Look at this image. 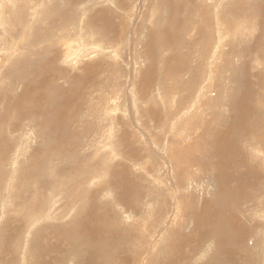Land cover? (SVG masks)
<instances>
[{
    "label": "rangeland",
    "instance_id": "374dc122",
    "mask_svg": "<svg viewBox=\"0 0 264 264\" xmlns=\"http://www.w3.org/2000/svg\"><path fill=\"white\" fill-rule=\"evenodd\" d=\"M27 1L31 2V0H0V116L3 117L6 110L9 109L10 105L14 104L16 100H18L16 98L13 100V102H11L14 96L20 95L26 88L20 81L28 82L30 85L27 87H30L34 90L41 86L39 82L40 69H42L43 65L45 64L49 65V74H53L56 70H60L63 73H69L79 76L81 75V82L83 84H81L80 89L76 90L75 94L77 96H74L65 107V112L66 114L71 115V120L68 122L69 131L67 134H65L64 140H60L56 136H53L45 138V140L41 142V139L39 138V131H37L36 126H30L27 128L28 131L23 130V132H21V128H23L24 125L20 124L17 129L18 131L16 130L12 138L15 141L20 142L21 147L18 146L19 149L17 148L13 150L14 152L12 153L7 152L1 159L2 167L9 170L12 181L5 186V191L7 192V194L3 196L4 199L1 203L2 206L0 205V264H24V260L25 264H55L52 256L56 252H58L57 255L61 257L63 256L65 250L64 243H60L57 239H55V237L60 236L59 234L40 233V229L43 225H47V227H50V225H53V223L57 220L61 221H57V223L63 224L62 228L64 230L70 228V226L74 224L72 222L77 218H72L74 217V215L72 216L71 214L75 212L76 206L69 210V212L66 214V217H59L60 215H63V209H60L63 202L61 196H63L66 191V189L62 188H73L79 190L78 186H81L84 180L88 184L92 183L94 185H97L98 187L96 189L91 188L88 190V194H93L97 197V199L93 196V199H91L90 201L91 203H87L86 207L97 209L99 214V227L106 233L104 235V238L106 240L107 238H110L114 242L113 245L115 247H112L110 251L111 253L116 254H114L113 256L116 258V261L107 264H168L167 261L170 260V256L174 257V262L172 264L204 263L206 259L208 260L211 256L208 254L205 257V260L201 261L200 263L199 261L197 262L196 258L198 257V255L196 257V252L199 249L196 246L197 244L193 246L192 249H186V251L184 250V245L182 244L181 247L183 248V250L174 251L173 255H171V239L178 233L184 232V234L186 235L193 234V237H195L197 234L196 231H202L201 228H203V226L201 225L197 227L198 224L195 222V220L192 221L190 217L192 218L197 214V208L201 206L203 202L209 201L210 199L215 201L216 195L219 193L220 184L216 178V170L213 169V163L216 156L212 155V147L215 145L216 141H213L214 144L211 143L213 139L212 136L214 135L213 133L216 134L218 130L211 127L213 126V123L218 122V124L220 123L222 126L224 125V127H226V123H230L235 117H238V115H242L243 113H245L243 124L246 123V126L251 125V123H257L256 125L258 126L259 124L264 122V12L257 14L258 8L264 7V0L219 1V9H221L222 7V11L220 10L221 19H225L227 25L229 24V22L231 24H237L239 23L237 20L238 18L239 20H241L247 18L248 16L250 18H253L255 24L251 32L246 29L243 30V32H240L239 35L235 36V39L232 37H229V39L226 38L227 43L224 42V45L222 47H220L219 45L217 46L216 44L215 46L208 48L209 51L208 53L206 52L205 55H201L200 52L203 51V49L205 51V49L210 46L211 38L214 35L210 33L213 31V29H215L214 32L216 31V28H214L216 26L215 14L216 9L218 8L215 7L210 0H208L209 2L205 4L204 2L200 3V0H174L173 2H176V4L178 3L177 6L179 8L175 6L170 7V4L167 0H115V3L114 0H112L113 4H111L109 0H41L40 2H45L52 5L50 7L51 10H53L55 7L59 9L67 7V10L72 12V15H75L76 13L85 9V13L80 17V19H78L79 23L80 20H82L81 24L77 26V29L79 31L78 35H81L80 30L82 27L83 30H85V28L94 25L98 29V34H105V39L108 40L112 47L115 49L117 47V59L120 58V61L119 59L117 60L116 58H114L115 54H113V49H108V51L111 52V54H109L107 51H102V47L100 46L99 50L101 51H98V53L97 49H94L91 46L83 47L79 52V57H81L79 59L80 62L76 65V67L72 65L70 66L68 64L69 62L66 60L63 61L64 47L58 40V38L55 39V34L52 39H45L47 29H49L48 33L55 32L59 34L61 32L60 30L57 31V24L54 25L52 23L53 17H47V20H45L44 22L41 19L38 20L39 17H37L36 21H34L33 16L35 14L23 12L21 20L18 23L14 24L15 22H13L12 19L13 14L15 12H22V10L27 9L25 6V4L28 5ZM107 1L109 2L107 3ZM222 1L223 3H221ZM103 4L107 5L110 8L108 9V13L110 12L112 23L109 22L108 24V32L102 31V22L100 20L86 22V17L90 13H94L96 8L98 10H100V8L105 9L106 6ZM205 5H208V9L210 8L208 11L204 10L206 12L204 15L208 18V21H204L202 19V12L197 13V8L201 7L202 9ZM41 8L42 7H40V9ZM193 9H196L195 13L193 12ZM174 11L177 13L173 15ZM169 13L172 15H170ZM196 13L197 15H200V17H196L197 15H194ZM254 13L256 14L255 16L253 15ZM196 20L197 22H201L202 24L198 26L196 24L197 22H195ZM33 22L35 23L34 27H40L44 32L42 34L33 32V34L29 35L26 38L27 30L32 26V24H34ZM191 22L195 23L196 27L193 31H191L190 36L188 37V30L190 29ZM241 23L242 25L240 29L242 30V26H244V23L243 21ZM164 27H169L166 31L167 37L166 35H164V37L157 39L159 32ZM170 28L175 31V33L172 35ZM199 29L200 32L196 33ZM75 31L76 29L73 28L69 32L74 33ZM207 33L209 34L207 35ZM230 34L233 33L230 31ZM152 38L155 39L154 50H150L149 47V41ZM201 40L205 43V45L201 42ZM35 41L37 43L36 45H34L32 48H27ZM115 42L117 43V45ZM207 42L208 44L206 47ZM27 43H30V45ZM162 43L163 45H161ZM170 44H172V46H174L175 48H172ZM74 45L78 46L77 43H74ZM14 46L15 49L17 48L18 52L13 54L12 48H14ZM118 48L120 49V51L118 50ZM91 50H95L96 52L87 55L85 51ZM150 51L153 53L149 54ZM220 51H222L221 54L216 56ZM153 54H155V56H158L157 61L153 60V58H155ZM255 54L256 56L258 55L257 58ZM20 55H25L27 59L29 58V62H27V59H20ZM210 58L212 61L209 60ZM256 59L258 60L256 61ZM84 62L87 63L83 64ZM211 62H213V65ZM200 63H202V66ZM90 64H99L101 66L98 65V68L92 71V69L88 67V65ZM152 66H154V68H152ZM168 68H170L169 73ZM175 68L177 71L175 70ZM198 68L201 69V71ZM204 68L206 71L207 69L209 71L212 70V68H215V72L212 77L213 81L209 82L212 84L210 87V94L206 92L203 98L196 100L194 99L192 101V106L196 102L200 103V110L195 109L196 111H199V116H194L193 118L189 119H195L194 122H196L194 123V125L197 124L198 128L195 132H192V130H189V132H187L191 134H187L186 132L185 134L183 132L185 137L186 135H188L189 138L186 137V141L183 139L179 140L183 142L181 143L183 144V146L184 144L187 145H185V148H191V151L189 150L191 153L194 151L193 155L197 156L199 153H201L200 151H207L209 150V148L211 149V151H208L210 155L208 154V156H203V159L200 160L201 162H199L198 165L192 168V178L190 183L187 184L189 185L191 194L187 198L183 199L184 206L180 204L179 206L177 205L175 207L177 203L175 199H180V193L176 192V197H174V199L171 198L169 194L166 195L165 192H162L163 190H160L161 192L159 193V195L154 194L148 187L149 185H152L150 184V177H148L142 170L139 169L137 163L134 164L135 162L128 158H120V156H118V159L113 158V162H111V164L109 165V171L107 172V175L109 177L106 175L107 178H105V176H102L93 181L89 180L92 175L91 168L96 166V162H98V168L100 162L102 161V159H105L107 153L105 149H102L103 145L100 144V141L103 140L104 135L106 134V128H108L106 126L107 121L102 119V114L105 110L109 112L116 106L118 108H121L123 112L121 110L111 111V117L117 116V118L114 120L116 125L114 131L117 130V137L113 139V141L116 140V144L120 143L121 149L124 151L126 149L133 148V150L139 152L138 156L142 158V162L150 163V161H152L153 159V163L156 165V171L163 178V182H167V171L165 169V165L162 163V160L157 154V151H159L158 147L152 145L151 139L156 144H162L164 142L167 146H171V144L173 143V138L171 136L175 137V131L179 129L176 124L182 125L183 121L186 118L185 114L181 117H178L177 113L179 109L187 105L188 97H192L194 91L198 86L206 85L200 78ZM133 69L135 70V73ZM149 70L153 73V75L151 72L149 73L150 76L149 74L146 75L147 72L144 71ZM198 70L199 74H197ZM31 72H33L32 78L30 77ZM174 74H180V77L182 76V78L178 76V78H176V75ZM142 75H144L145 77H149H147L146 80ZM193 75L197 80L193 79ZM164 76L166 77V80L168 78L167 82ZM191 78L193 81H191ZM144 80H146L147 82L145 83L144 90L141 91V86L144 83ZM184 80L186 81L184 82ZM12 82L14 83V87L8 90ZM131 83H133L134 94L138 98L137 111L140 112H137V115L134 114V108L131 107L129 101V86ZM180 83H183V86ZM56 85L58 88L64 87L68 89L72 85V83H66L63 79H60L56 81ZM160 87L161 89H158ZM184 87H186L187 89ZM167 90L170 91L168 92ZM115 93L118 96L117 99H114ZM165 93L167 94L165 95ZM178 94H180L181 96ZM172 98L179 101V103L177 104L180 106H177V104L174 105V107L176 108H173V113L168 116L170 112L168 110L170 108L168 107L170 106L169 100ZM148 102L150 103L148 104ZM166 105L167 107L164 108V106ZM39 106V103H36L34 105L35 108H38ZM152 107H154V110ZM241 107L242 109H240ZM124 108L126 111H124ZM248 110L251 111L250 114L248 113ZM191 111H193V109ZM254 112L258 115V117H256ZM126 113H128L129 116H126ZM148 115H150V117ZM174 116L177 118H175ZM152 118H156V120ZM173 120L175 122V131H173L172 134L169 125L173 123ZM127 121L129 125L125 126L124 123ZM209 123L210 125H208ZM121 124H123L124 126ZM167 124L168 126H166ZM158 128L160 129V131ZM90 129L93 130V133L91 135H89L88 133ZM97 130H100L101 132ZM128 130L129 135L127 133L125 135V138L121 140L119 138L120 134L123 131L128 132ZM79 133H83L86 137H94L96 139H79L78 141H76L74 138ZM2 139L3 135L0 131V147L9 146L10 139ZM157 139L159 142L157 141ZM205 139H207V141ZM39 140L41 143L39 142ZM193 143L195 144L193 145ZM58 144H60L62 150L68 151H65L68 156L66 157L62 154V161L60 163L58 160L57 167H54V169H50L49 167H40V165L37 167L38 169L35 168V166L33 167L35 172H37L36 179L44 184L50 179H56V171L65 170L61 175L58 173L59 184L55 183L57 185L54 184L49 189H46L44 191V199L47 206H50L51 204L52 194H54L56 190L60 191L55 197L57 200L56 205L55 207L52 206L51 210L46 211L47 214L41 221L37 222L36 224L34 223L33 225H30L26 207L27 204L31 201V196L34 193H38L37 189H39L40 186H38L37 183H32L33 185H28V191L23 193L21 197L19 194H17L14 198H9L10 190L12 189L11 185H13L12 182L15 179V174L18 169L17 165L19 164V166L21 167L26 166L31 156V148H34L37 145H40L44 148L42 154L43 157L49 158L50 156L51 158L50 152L55 150ZM209 144L213 145L211 146ZM190 145L192 146L190 147ZM195 145H197V147ZM202 145L203 147H201ZM243 146L244 145L240 144L239 148V152L242 157L247 155V151ZM204 147L206 149H204ZM95 149H98L97 152H95ZM169 149L170 148H168L167 150ZM94 153L97 154V160L94 159L96 162H94V160H90L91 157H93L92 155H94ZM146 159L148 161H146ZM55 163L56 161H53V165H55ZM46 165L47 164L43 166ZM90 165L92 167H90ZM47 166L50 165L48 164ZM21 167L19 169H21ZM116 167L118 170H121L122 168V172L124 170L123 176H125L126 180H123V182L128 181L126 183L128 188L129 186H131L130 189L135 193V199L131 203L123 204L117 202L123 207V209L121 210V207L116 206L115 203V201H119L116 190H110V193L108 195H105L108 196L106 198H104L105 196L99 195L103 180L106 181L105 179H107L110 181L112 179L111 181H114V179L110 176H114L116 174ZM173 167L174 165L170 164L169 171H171V168ZM262 168H264V166H262ZM82 169H86V173H84L85 177L80 174ZM51 170H53L52 174ZM227 170V174H229V176L231 175L233 178V175H235L237 173L236 171H238L239 169L235 168L234 170L232 166H228L226 172ZM259 172L262 174L263 171ZM54 173L55 175H53ZM140 173L142 175V180ZM261 174L258 175L257 179H255L256 176L251 175L247 172V175L249 177V186L247 185L245 187V189L243 190L245 192H243V194L246 196H250L249 199H251L252 196L255 195L256 199H252L248 202V204L242 205L241 208L245 212L241 215L238 214V217L241 220L246 216L247 220H245V218L243 220L247 221L248 225L253 224L249 215L252 216V212L255 209L254 205L257 204L258 200H264V178L262 179L263 181L261 180L264 172L263 175ZM247 175H245V178L247 177ZM120 178H122V176L118 175V179ZM145 179H149V181L146 183ZM171 182H173V180L169 181V183ZM233 183L234 181L229 182L230 185H232ZM160 186L167 189L168 185L166 183V187L163 184H160ZM20 187H22V185L19 184V189H21ZM51 189H53V192L49 193V190ZM95 190L96 192H94ZM175 191H178V189ZM143 193L145 195L142 197L141 195ZM148 193L149 197H147ZM68 194L69 192H67L66 194V199H69ZM26 195L28 198H26ZM8 200H11L10 202L12 204L8 205ZM16 201L17 207H15L16 205L13 206ZM65 202H63V205L66 208V205H69V203L67 201ZM59 204L60 207H58V209L60 210L55 213V210L53 211V209L57 208ZM70 206H73L72 203L70 204ZM6 208L10 209L8 213H6ZM172 211H174L173 213H175V217L174 215H172ZM26 212L27 214H25ZM160 212H163V216L161 219L158 218ZM124 214L129 218L124 217ZM234 214L237 216L236 213ZM76 215L78 217V214ZM253 216L254 220H258L257 225L255 226V228H248L250 230L247 229V232L245 231V238L242 245L248 248L250 260H253V263L251 264H258L259 259L261 260L260 263L264 264V218L259 215V217H257L254 214ZM24 222L26 225L24 224ZM144 224L146 229H144ZM203 224H205L206 227L209 225V223L207 222ZM28 225L29 228L27 227ZM112 226L118 227L121 234L118 232L109 233V230ZM195 226L197 228H195ZM35 230H37L38 235L34 234ZM190 231L192 234L190 233ZM101 234H103V232H101ZM200 241H203L202 243L199 242L202 245L205 243L204 240ZM207 244L210 246V250L212 251L211 255H214L217 251L214 247V245L216 244V240L213 239L207 242ZM25 248L26 251L25 253H23V250ZM66 248L68 250H77V241H68L66 244ZM28 253H30L29 256ZM33 253L34 255L32 256ZM73 256L75 258H73L72 260H68V264L78 263L79 260L77 259V254L75 253ZM105 257L106 256L104 255H97L94 257V262L92 263L104 264L102 260ZM66 261L67 260L65 259L60 264H65Z\"/></svg>",
    "mask_w": 264,
    "mask_h": 264
},
{
    "label": "bare ground",
    "instance_id": "6f19581e",
    "mask_svg": "<svg viewBox=\"0 0 264 264\" xmlns=\"http://www.w3.org/2000/svg\"><path fill=\"white\" fill-rule=\"evenodd\" d=\"M40 1L41 0H31V2L27 1L28 5L25 4L27 9L22 10V12H15L13 14L12 19H13V22H15L14 24L18 23L21 20V17L23 16V12L29 13V14H32V13L35 14L33 16L34 21H36L37 17H39L38 20L41 19L43 22L45 20H47V17H49V16L53 17L52 23L54 25L57 24V31L60 30L61 32L59 34L55 33V32L48 33L49 29H47L45 39L50 40V39H52V37L55 34V39L58 38V40L62 43V45L64 47L63 61H65V60L68 61L69 62L68 64L70 66L72 65V66L76 67V65L80 62L79 61V59L81 57V56L79 57L80 50L83 47H87V46H91L92 48L97 49V53H98V51H101V50H99L100 49L99 46L102 47L101 48L102 51H107L109 54H111V52L108 51V49H110V50L113 49L114 50L113 54H115V56H116V57L114 56V58L117 59V57H118V53H117L118 51L116 50L117 47H116V49L112 47V45L108 42V40L105 39V34H98L97 33L98 29L94 25L85 28V30H83V27H82L80 30L81 35L80 36L78 35L79 31L77 29V26L80 25L82 22V20H80V23H79L78 19H80V17L85 13V9L83 11L76 13L75 15H72V12L67 10V7L63 8V9L61 8L62 10L55 7L53 10H51L50 7L52 5L45 3V2L43 3ZM72 1H74V0H72ZM109 1L111 2V4H113L112 0H109ZM109 1H107V3ZM167 1L169 2L170 7L175 6V7L179 8L177 6L178 3L176 4V2H173L174 0H167ZM210 1L212 2V4L215 7L218 8V9H216V14L213 12L216 16V26L215 27L213 26L214 28H216V31L214 32L215 29H213V31L210 33V34H214L213 36L211 35L212 36L211 41H210L211 44L209 42L210 46L207 47L208 42L206 43L207 48L205 49V51L203 49V51L200 52L201 55H205L206 52L208 53V51H209L208 48L215 46L216 44H217V46L219 45L220 47H222L224 45V42L227 43L226 38L229 39V37H232L235 39L236 38L235 36L239 35L240 32H243V30L247 29L249 32H251L253 30V27L255 24V22L253 21V18L252 17L250 18L248 16L247 18L241 19V20H239V18L238 19L235 18L238 20L239 23H237V24L232 23L231 24L229 22V24L227 25V23L225 22V19H221V16H220L221 11H222V7H221V9H219L218 2L221 0H210ZM202 2H204V4H205V3H208L209 1L208 0H200V3H202ZM114 3H115V0H114ZM221 3H223V1ZM99 5H102V4H99ZM103 5H105V4H103ZM105 6H106L105 9L100 8V10H98L96 8L94 13H90L86 17V20H87L86 22L94 21V20H100L102 22V31L108 32L109 31L108 30V24H109V22L112 23V21H111L110 12L108 13V11H109L108 9H110V8L107 5H105ZM133 6H134V4H133ZM133 6H132V8H133ZM40 7H42V8L40 9ZM209 9H208V5H205L204 8H202V9H201V7L197 8V13L202 12V14H203L202 19L204 21H208V18L204 15L206 13L204 10L208 11ZM28 10H30V11H28ZM193 12L195 13L196 9H193ZM261 12H264V7L258 8L257 14H259ZM175 13H177V12L174 11L173 15ZM197 13L194 15H197ZM170 15H172V14H170ZM253 15L255 16L256 14L254 13ZM196 17H200V15H197ZM202 19H201V21H202ZM242 21L244 23V26H242V30H241L240 27L242 25V23H241ZM195 22H197V20ZM196 24L198 26H200L202 23L197 22ZM196 24L191 22L190 29L188 30V33H189L188 37L190 36L191 31H193L195 29ZM21 25H20V28H21ZM34 25H35V23L32 24V26L27 30L26 38L29 35L33 34V32L40 33V34H42L44 32L40 27H34ZM73 28L76 29V31L74 33H70L69 31ZM168 28L169 27L162 28L161 31L159 32L157 39L164 37V35H166V37H167L166 31ZM179 28H180V26H179ZM200 29L197 30L196 33H199ZM62 30H64V31H62ZM170 30H171V35L175 33V31H173L171 28H170ZM230 31L233 34H230ZM208 34L209 33H207V35ZM238 38H239V36H238ZM239 40H240V38H239ZM204 41H205V39H204ZM201 42L205 45V43L202 40H201ZM74 43H77L78 46H75ZM149 43H150V46L149 45L148 46L150 47V50H154L155 49V39L152 38L149 41ZM27 44L30 45V43H27ZM36 44L37 43L35 41L30 46H28L27 48H29V47L32 48ZM116 45H117V43H116ZM161 45H163V43ZM170 45L172 46V44H170ZM8 46H10V45H8ZM171 46H170V48H171ZM167 48H168V46H167ZM172 48H175V47L172 46ZM14 49H15V46H14V48H12L13 54L18 52L17 48L15 49V51H14ZM118 50L120 51L119 48H118ZM85 52L87 55H90L91 53H94L96 51L91 50V51H85ZM221 52L222 51L217 53L216 56L221 54ZM151 53H153V52L150 51L149 54H151ZM153 55L155 56V54H153ZM255 56H256V54H255ZM257 56H256V58H257ZM111 57H113V56H111ZM156 57H157V59H156ZM114 58H111V59H114ZM20 59H22V60L27 59V57L25 55H20ZM118 59L120 61V58H118ZM200 59H201V56H200ZM27 60H28L27 62H29L30 59L28 58ZM153 60L157 61L158 56H155V58H153ZM206 60H207V56H206ZM209 60L212 61L211 58ZM257 60L258 59H256V61ZM73 61H74V63H73ZM99 62H101V61H99ZM85 63H87V62H84L83 64H85ZM164 63H166V62H164ZM211 63L213 65V62H211ZM200 64L202 66V63H200ZM98 65L99 64H97V65H91L90 64V65H88V67H90L93 71L96 68H98ZM99 66H101V65H99ZM174 67H175V65H174ZM209 67H211V66H209ZM152 68H154V66H152ZM48 69H49L48 64L43 65L42 69H40L39 82H40L41 86L39 88H37L36 90L31 89L30 87H27L30 85L28 82L20 81L21 83L24 84L23 86H25L26 88L22 91V93L20 95H17V96L13 95L14 98L11 100V102H13V100L16 98L18 100H16V102L14 104L10 105L9 109L6 110L3 117L0 116V131L2 132V135H3L2 140H9L10 139L9 146L0 147V205L4 199L3 196L5 194H7V192L5 191V186L9 182L11 183V181H12L10 174H9V170L2 167L1 159L5 156V154L7 152L12 153V152H14L13 150L17 149L18 146H20V142L15 141L12 138L13 134L16 132V130L18 129L20 124L24 125L23 128H21V132H23V130L26 131L27 128L30 126L31 127L36 126L37 131H39V138L41 139V142L43 140H45V138L53 137V136H56L60 140H64L65 134H67L69 131L68 122L71 120V115L66 114L65 107L67 106L69 101L74 96H77L75 94V92L77 89H80L81 84H83L81 82V75L79 76V75H74V74H69V73H63L60 70H56L53 74H49ZM209 69H211V68H209ZM169 70H170V68H168V73H169ZM175 70H176V68H175ZM199 70L201 71V69H199ZM199 70L197 71L198 73L196 72L197 74H199ZM204 70H205V68H204ZM204 70H203L202 74L200 73L201 74L200 78L202 79V82H204V84H206V85L198 86L196 88V90L194 91L192 97L190 95H188L191 98L188 97L187 105L183 106L181 109H179V111L177 113L178 117L179 116L181 117L184 114L186 116L185 120L183 119L184 121H183L182 125L176 124V126L179 127L178 130L176 129L177 131L174 130V126H175L174 120L172 121L173 123L171 125H169L172 134H173V131H175L174 135L176 137L175 138L174 136H171L173 138L172 139L173 143L171 144V146H167L163 141H161V142H163L162 144H159V143L156 144L151 139L152 145L155 147L156 146L158 147L159 151H157V154L159 155L160 159L162 160V163L165 165V169L167 171V182H163V178L156 171V165L153 163L154 162L153 159H152V161H150V163L142 162V160H141L142 158L138 156L139 152H136L135 150H133V148H129V149H126L124 151L121 149L120 143L116 144V142H115L116 140L113 141V139H115L117 137V130L114 131V128H116L114 120L117 118V116L111 117L110 114H111V111H117V110L122 111L121 108H118L116 106L112 110H110L109 112L107 110H105L102 114V119L107 121L106 126L108 127V128H106L107 130L105 129L106 134L104 135L103 140L100 141V144L103 145L102 149H105L107 152L106 156H105L106 160L102 159V161L99 164V167L97 168L98 162H96L94 160V159H96L97 154L94 153V155H92L93 157H91L90 160L91 161L94 160V162H96L95 163L96 166L91 168L92 169V175L89 178V180L93 181V180L98 179L99 177H102V176H105V178H107L106 175H107V172L109 171V165L111 164V162H113L112 161L113 158L118 159L119 158L118 156H120V158H128V159L134 161L135 162L134 164L137 163L139 166V169L142 170L148 177H150V179H151L150 184H152V185H149L148 187L154 194L159 195V193L161 192L160 190H163L162 192H165L166 195L169 194L170 197L174 199V197H176L175 196L176 192L180 193V199H178V198H177V200L175 199V201H177L175 207L177 205L179 206L180 204H182L184 206V203H183L184 200L183 199L187 198L191 194L189 185H187V184L190 183L191 178H192V174H193L192 168H194L196 165H198L199 162H201L200 160L203 159V156H205V155L208 156V154H209L208 151H211V149L209 148V150H207V151H205V150L200 151L201 153H199L197 156L193 155L194 151L191 153L190 152L191 148L190 149H189V147L185 148L186 144H184V146H183V144H181L183 142H181L179 140V139H183L186 141V139H187L186 137H188V135H186V137H185L183 132L187 133V132H189V130H192V132H195L196 129L198 128L197 124L194 125V123L196 122V121L194 122L195 119L194 120H189V119L193 118L194 116H199V111H196L195 109L200 110V108H199L200 103L196 102L192 106V103H193L192 101L194 99L196 100V99L203 98L205 96L206 92H208V94H210V87L212 84L209 82L213 81L212 77L214 75L215 68H212V70H209V71H208V69H207V71L206 70L204 71ZM144 72H147L146 75H148L151 71L149 70V71H144ZM204 72L206 74V77H205ZM207 72H208V74H207ZM134 73H135V70H134ZM165 73H166V71H165ZM197 74H195V75H197ZM144 75H142V76H144ZM152 75H153V73H152ZM174 75H176V74H174ZM149 76H150V74H149ZM149 76H147V77H149ZM177 76L180 77V74L176 75V78H178ZM30 77L31 78L33 77V72H31ZM147 77H145L146 80H147ZM193 77H194V75H193ZM180 78H182V76ZM189 78H190V76H189ZM195 78L196 77H194L193 79H195ZM207 78H208V80H207ZM5 79H3V80H5ZM60 79H63L64 82H66V83L70 82V83H72V85L68 89H66L64 87L58 88L56 85V81L60 80ZM159 79H160V76H159ZM171 79H172V77H171ZM146 80H144V83L141 86L142 87L141 91L144 90L145 83L147 82ZM154 80H155V78H154ZM165 80H166V77H165ZM167 80H168V78H167ZM167 80H166V82H167ZM188 80H190V79H188ZM195 80H197V79H195ZM185 81L186 80H184V82ZM191 81H193L192 78H191ZM175 82H177V81H175ZM180 84H182V86H183V83H180ZM13 85H14V83L12 82V84L8 88V90L13 88L14 87ZM171 85H173V84H171ZM174 85H177V84H174ZM184 88H186V87H184ZM158 89H161V87ZM182 90H184V89H182ZM167 91L169 92L170 90H167ZM167 91H165V92H167ZM139 92H140V90H139ZM177 92H178V90H177ZM183 92H185V91H183ZM126 93H127V91H126ZM166 94L167 93H165V95ZM129 95H130L129 101H130L131 107L134 108L133 112H135L134 114L137 115V112L139 113L140 111H137V108H138L137 107V100H138V98L134 94L133 83H131L129 86ZM178 95H180V94H178ZM170 96H171V94H170ZM117 98H118V96L115 93L114 99H117ZM160 98H162V97H160ZM208 98H209V96H208ZM139 100H140V98H139ZM150 102H148V104ZM159 102H161V101H159ZM36 103L40 104V106L38 108L34 107V105ZM177 103H179V101L174 100L173 98L169 100L170 106H168V107H170V108L168 110L170 112L167 111V112H169L168 116L171 113H173V108H176V107H174V105H176ZM177 106H180V105L177 104ZM165 107H167V105L164 106V108ZM152 108L154 110V107H152ZM162 109H163V107H162ZM192 109H193V111H191ZM240 109H242V107ZM124 111H126L125 108H124ZM176 111H177V109H176ZM248 113L250 114L251 111L248 110ZM140 114H142V113H140ZM254 114L256 115V117H258V115L255 112H254ZM152 115H154V114H152ZM152 115H151V117H152ZM126 116H129L128 113H126ZM148 116L150 117V115H148ZM156 118H152V119L156 120ZM175 118H177V117H175ZM243 118H245V113H243L242 115H238V117H235L230 123H226L227 124V125L225 124L226 127H224V125L222 126L220 123L218 124V122H214L213 126H211L213 129L218 130L216 134L213 133L214 135L212 136L213 139H212L211 143H213V141H216L215 145L212 147L213 148L212 149V155L216 156L214 159L215 161L213 160L214 161V163H213L214 168L213 169L216 170V178L220 184L219 193L216 195L215 201L210 199L211 201L209 200V201L203 202V204L197 208V214L195 216H193L192 218L190 217V219L192 221L195 220V222L198 224L197 227H199L201 225L203 226V228H201L202 231H198V232L196 231L197 234H196V236L194 234L195 237H193V234L191 233L192 230L190 231V233L192 235H186L183 232V233H178L177 235H174L172 237V239H171V246L172 247L170 250L171 255H173L174 251H178V250L181 251V250H183V248L185 251H186V249H189V248L192 249L193 246H195L197 244L196 246L199 249L196 252V257L198 255V257L196 258V261L197 262L199 261V263L201 261L205 260L206 259L205 257L208 254L211 257L208 260L206 259V261L202 264H205V263L206 264H251V263H253V260L252 261L250 260V256L248 254V248L243 246L242 244H243V241L245 238L244 237L245 231L247 232L248 228H255V226L257 225L258 220H254L253 214L257 217L262 216V218H264V200L263 201L258 200L257 204L254 205L255 209L252 212L253 213L252 216L249 215L253 224H251V225L247 224V221H245V220H247L246 216L240 220L238 217V214L241 215L242 213L245 212L241 208L242 205L248 204V202L252 199H256L255 195H253L252 198L249 199L250 196H246L243 194V192H245V191H243L245 189V187L247 185L249 186V179H248L249 177L247 175V172L250 173L251 175L256 176L255 179H257L258 175L261 174L259 171L264 172V168H262V166H264V122L259 124L258 126L256 125L257 124L256 122H255L256 124L251 123V125L246 126V123L243 124V121H244ZM259 118H260V116H259ZM253 119H257V118H253ZM25 125H26V127H25ZM121 125H123V124H121ZM124 125L125 126L129 125L128 121L125 122ZM162 125H160V126H162ZM208 125H210V123ZM166 126H168V124ZM157 127H158V125H157ZM36 128H33V129H36ZM19 130H20V128H19ZM100 130H97V131L101 132ZM159 131H160V129H159ZM228 132H229V134H228ZM88 133H89V135H91L93 133V130L90 129L88 131ZM127 133L129 135V130H128V132L123 131L120 134L119 138L121 140H123ZM148 133H150V132H148ZM161 133H163V132H161ZM102 134H103V132H102ZM187 134H191V133H187ZM197 134H199V133H197ZM28 136H29V134H28ZM99 136H103V135H99ZM153 137H154V135H153ZM90 138L92 140L96 139L94 137H86L83 133H79L74 139L76 141H78L79 139L86 140V139H90ZM141 138H142V135H141ZM205 140L207 141V139H205ZM157 141H158V139H157ZM208 141H209V139H208ZM39 142H40V140H39ZM239 143L241 145H244L243 147L247 151V155L245 154L246 156H244V157H242L240 152H239V148H240ZM194 144L195 143H193V145ZM197 145H195V146L197 147ZM209 145H211V144H209ZM124 146H125V144H124ZM191 146L192 145H190V147ZM201 147H203V145ZM168 148H170V149L167 150ZM20 149H22V148H20ZM43 149L44 148L41 147L40 145H37L36 147L31 148V153H30L31 156H30V158L28 157L29 161H28L27 165L23 166V167L19 166V164L17 165L18 169H17L16 174H15V179L12 182L13 185H11L12 189L10 190V195H9V198H14L17 194H19L21 197L23 193L28 191V188H29L28 185L31 186L32 183H37L38 186H40V188L37 189L38 193H34L31 196V201L27 204V207H26L27 212H28V217L30 220V222H29L30 225H33L34 223L36 224L37 222L41 221L46 216V214H47L46 211L51 210L52 206L55 207L56 202H57L55 197H56L57 193H59L60 191L56 190L54 192V194H52L50 206H47V204H46V201L44 199V191L46 189H49L55 183H58V180H59L58 173L61 175L65 171V170L56 171L55 173L57 174L58 179H57V177H56V179H53V180L50 179L44 184V183H41L40 181H38L36 179L37 172H35L33 167L35 166V168H37L40 165V167H49L50 169H54V167L58 166V160L61 163L63 155L66 157L68 156V154L65 152L67 150H62L60 144L57 145L55 150L50 152L51 158H50V156H49V158H45L42 156ZM204 149H206V148L204 147ZM97 150L98 149H95V152H97ZM200 156H201V158H200ZM137 160H139V161H137ZM53 161H56L55 165H53ZM146 161H148V160L146 159ZM45 164H47V165L49 164L50 166H47V165L43 166ZM170 164L174 165V167L171 168V171H169V165ZM228 166H232L234 168V170H235V168L239 169L238 171H236L237 173L235 175H233V178L231 175H230L231 176L230 177L229 174H227L228 170L226 172V169ZM20 167H21V169H19ZM90 167H92V166L90 165ZM95 168H97V169H95ZM116 169H117V167H116ZM187 169H188V171H187ZM229 169H230V167H229ZM85 170L86 169H82L81 173H80V174H82L83 177H85V174H84V173H86ZM234 170H233V172H234ZM185 171H187V172H185ZM123 172H124V170H123ZM123 172H122V168H121V170L117 169V172L114 176L112 174H110V175H112L110 177H112L114 179V181H111L112 179L110 181L107 179H105L106 181L103 180L102 187H100V191H99V195L105 196V195H108L110 193V190H113V189L116 190L119 201H115V203H116V206L121 207L120 210L123 209V207L117 202L126 204V203H131L135 199V197H134L135 193L130 189L131 186H129V188H128V186L126 184L128 181L123 182V180H126L125 176H123V174H124ZM170 172H171V174H170ZM263 172L261 175H263ZM52 173H53V170H51V174ZM55 173L53 175H55ZM118 175H121L122 178L123 177L124 178L118 179ZM140 175H141V173H140ZM245 175H247L246 178H245ZM137 177H139V176H137ZM263 178H264V175L262 176L261 180ZM127 179H128V177H127ZM141 180H142V175H141ZM172 180H173V182L169 183V181H172ZM148 181H149V179H145L146 183ZM230 181L231 182L234 181V183L232 185H230L229 184ZM166 183L168 185L167 189L160 186V184H163L166 187ZM19 184L22 185V187H20L22 190L19 189ZM46 184H48V185H46ZM60 184H62V183H60ZM55 185H57V184H55ZM93 185L94 184H92V183L88 184L84 180L82 185L78 186L79 190L73 189V188L72 189L62 188V189H66V191H65V194L63 196H61V199L63 200V202L67 201L69 203V205H66V208H65V206L63 205V202H62V204H61L62 206L60 209H63V211H62L63 215L62 216L60 215L59 217L60 218L66 217L67 216L66 214L69 212V210L74 208L75 206H76V210H77V211L75 210L76 213L74 212L73 214H71L72 216L74 215V217H72V218H77V219L72 222L74 224H72L70 226V228L64 230L62 228L63 224L57 223V221H60V220H57L53 223V225H50V227H47V225H43L40 229V233H57V234H59L60 236L55 237V239H57L60 243H62V242L64 243L65 250H64L63 256L61 257V256L57 255L58 252H56L52 256L55 264H60L65 259L67 260L65 262V264H68V262H69L68 260H72L73 258H75L73 256L75 253L77 254V259L79 260L77 264H93L92 263V262H94L93 259L97 255L98 256H100V255L106 256L103 260L101 259L104 262V264L116 261V258L113 257L115 253H111V251H110L112 247H115L113 245L114 242L110 238H107V240L104 238V235L106 233L104 230H102L99 227V214H98L97 209L92 208L90 206H89L90 208L86 207V204L91 203L90 201H91V199H93V196H94L93 194H88V190L91 188L92 189L98 188L97 185H94V186ZM177 189H178V191H175ZM182 190H186V191H182ZM137 191H136V193H137ZM52 192H53V189L49 190V193H52ZM67 192H69V194H68L69 199H66ZM94 192H96V190ZM149 193L147 194V197H149ZM96 194H98V193H96ZM144 195L145 194L143 193L141 196L143 197ZM94 197H96V196H94ZM106 197H108V196H105L104 198H106ZM26 198H28L27 195H26ZM96 199H97V197H96ZM247 199H249V200H247ZM10 201L11 200H8V203H7L8 205L12 204ZM59 201H60V199H59ZM71 203L73 206H70ZM13 206L17 207V201L13 204ZM58 207H60V204L57 206V208L53 209V211L55 210V213H57L58 210H60V209H58ZM9 210L10 209L6 208V211H7L6 213H8ZM27 212L25 214H27ZM173 212L174 211H172V215H174V217H175V213H173ZM234 213H236L237 216ZM76 214H78V217ZM126 215H128V214H126ZM129 216H130V214H129ZM162 216H163V212H160L158 215V218L161 219ZM124 217H127V216H125V214H124ZM127 218H129V217H127ZM244 218H245V220H243ZM206 222L209 223V225L207 227L205 224H203ZM24 224H25V222H24ZM27 227L29 228V225ZM197 227L195 226V228H197ZM140 228H141V225H140ZM144 229H146L145 224H144ZM248 230H250V229H248ZM101 232H103V234H101ZM114 232L120 233V229L118 227L112 226L111 229L109 230V233H114ZM34 234L38 235L37 230L34 231ZM213 239L216 240V244L214 245V247H215V250H217V251L214 255H211L212 251L210 250V246L207 244V242H209ZM200 240H204L205 243L202 245L201 243L203 241L201 242ZM68 241H77V243H78L77 250H68L66 248V244ZM199 242H201V243H199ZM182 244L184 245L183 248L181 247ZM25 251H26V248L23 250V253H25ZM29 255H30V253H28V256ZM33 255H34V253L32 254V256ZM173 259H174V257L170 256V260H168L167 263L172 264L174 262ZM260 262H261V260L259 259L258 264H261ZM24 264H25V260H24ZM41 264H43V263H41Z\"/></svg>",
    "mask_w": 264,
    "mask_h": 264
}]
</instances>
